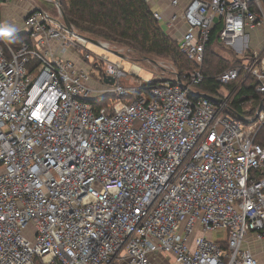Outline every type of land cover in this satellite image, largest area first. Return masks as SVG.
<instances>
[{
    "label": "built area",
    "instance_id": "2783aa9c",
    "mask_svg": "<svg viewBox=\"0 0 264 264\" xmlns=\"http://www.w3.org/2000/svg\"><path fill=\"white\" fill-rule=\"evenodd\" d=\"M49 2L59 18L29 4L10 32L27 36L17 46L0 18V264H257L243 243L264 242V44L236 48L264 31L261 0H143L162 2L153 18L197 66L183 82L171 66L154 86L135 64L125 73L128 52L91 44ZM214 30L240 63L210 101L197 87ZM249 80L258 108L236 115Z\"/></svg>",
    "mask_w": 264,
    "mask_h": 264
},
{
    "label": "trees",
    "instance_id": "16d2710c",
    "mask_svg": "<svg viewBox=\"0 0 264 264\" xmlns=\"http://www.w3.org/2000/svg\"><path fill=\"white\" fill-rule=\"evenodd\" d=\"M55 1L63 17L84 38L106 42L113 49L122 48L121 50L125 53L128 51V56L135 62L155 64L158 62L157 59L168 60L176 69L182 82L183 76L188 71L197 68L195 63L190 62L185 55L180 53L176 43L177 36L162 30L160 24L153 18L152 7L145 4L143 0ZM262 2L264 3V0ZM215 30L206 47L202 64V74L205 80L197 87V91L202 95L216 94L221 87L216 82V77L240 63V60L234 56L225 59L211 50L216 46ZM4 39L8 44L17 46L27 41V36L20 34L14 37L4 34ZM157 83L158 81H151L147 86H154ZM244 86L232 104L236 115L240 114L237 108L240 95L247 94L253 99H260V95L256 94L251 87V80ZM92 103L99 108L107 103V99H98ZM259 142L264 145V130L259 137Z\"/></svg>",
    "mask_w": 264,
    "mask_h": 264
},
{
    "label": "crops",
    "instance_id": "0c3cea01",
    "mask_svg": "<svg viewBox=\"0 0 264 264\" xmlns=\"http://www.w3.org/2000/svg\"><path fill=\"white\" fill-rule=\"evenodd\" d=\"M262 2V0H261ZM263 3V2H262ZM264 4V3H263ZM32 6V5H29ZM28 5L21 6L20 2L12 1L9 4H6L3 6L2 10H0V18L2 22L4 23V30L5 29H14L20 31V21L23 19L25 14L29 11L30 7ZM36 7V6H34ZM152 7V11L154 12H162L164 10V6L162 5V2L160 4H156ZM17 22V24L15 23ZM180 30L184 31L185 27L181 24L176 26ZM5 32V31H4ZM10 32H5V35L10 36ZM166 32V31H165ZM173 36H176L175 32H171ZM264 44V31L257 30L255 33H248L243 40L240 42V44L237 46V50L241 49V47L245 48V52L248 53H255L259 51ZM231 55L229 56L230 59ZM229 88V87H228ZM239 103H237V108L239 113L243 112H251L258 108V100L259 99H251V101H246L244 104H240L241 98L239 97ZM244 100V99H243ZM245 101V100H244ZM247 102H252L250 104H247ZM243 249L250 251L254 259L256 260L257 264H264V242H259L255 240L253 235H247L245 238V241L243 243Z\"/></svg>",
    "mask_w": 264,
    "mask_h": 264
},
{
    "label": "rangeland",
    "instance_id": "374dc122",
    "mask_svg": "<svg viewBox=\"0 0 264 264\" xmlns=\"http://www.w3.org/2000/svg\"><path fill=\"white\" fill-rule=\"evenodd\" d=\"M16 1L18 3V0H13ZM49 1L51 0H20L21 6H26V5H33L36 6L37 8H39L41 11H43L45 14H47L49 17L53 18V19H58V13L56 8L54 7V5L52 3H50ZM6 4H4V2H0V9L2 10L3 6H5ZM160 27L162 28V30H166L165 26L163 23H159ZM3 34H5L4 30H3ZM106 43V42H105ZM118 49H122V48H118ZM87 50L91 53V57H100V56H107L110 62H118L120 61L117 57L104 52L102 49L95 47V46H91L88 45L87 46ZM211 50L216 53L217 55L221 56L222 58H229L230 56V51L229 50H225L223 48H220L218 46H214L211 48ZM128 51H126L127 53ZM158 62L157 64H161L162 67H166L163 68L165 70H167L166 72H161L159 69L158 71L155 70L154 66L149 63H141V62H135L134 60L130 59L129 61L124 60L121 61V65L124 67V71L125 73H128L131 70V66L132 64L137 65L140 68V72L138 73V76L141 79H144L146 81H153L154 79H156V76H169V73H171V69L170 67L173 66L171 65L172 63L168 60L165 59H157ZM90 63H92V60L90 61ZM252 102H247V104H250ZM212 239H214L215 241H222L225 240V231L224 230H219L217 232H215L212 236Z\"/></svg>",
    "mask_w": 264,
    "mask_h": 264
},
{
    "label": "water",
    "instance_id": "95a60500",
    "mask_svg": "<svg viewBox=\"0 0 264 264\" xmlns=\"http://www.w3.org/2000/svg\"><path fill=\"white\" fill-rule=\"evenodd\" d=\"M62 14V13H61ZM62 18H63V23L65 25L66 28H70L71 25L67 22V20L63 17V14H62ZM87 39V38H86ZM91 44L95 45V46H100L99 42L98 41H95V40H90V39H87ZM114 55H117V53L113 52ZM154 64V63H153ZM105 83H108L110 85H112L114 83V81L112 79H105L104 80ZM204 98L210 100V101H215L214 98L210 97V96H204Z\"/></svg>",
    "mask_w": 264,
    "mask_h": 264
},
{
    "label": "clouds",
    "instance_id": "9594fccd",
    "mask_svg": "<svg viewBox=\"0 0 264 264\" xmlns=\"http://www.w3.org/2000/svg\"><path fill=\"white\" fill-rule=\"evenodd\" d=\"M14 31V29H5V32Z\"/></svg>",
    "mask_w": 264,
    "mask_h": 264
},
{
    "label": "bare ground",
    "instance_id": "6f19581e",
    "mask_svg": "<svg viewBox=\"0 0 264 264\" xmlns=\"http://www.w3.org/2000/svg\"><path fill=\"white\" fill-rule=\"evenodd\" d=\"M105 45H106V46H110L109 44H106V43H105ZM120 50H121V49H120Z\"/></svg>",
    "mask_w": 264,
    "mask_h": 264
}]
</instances>
